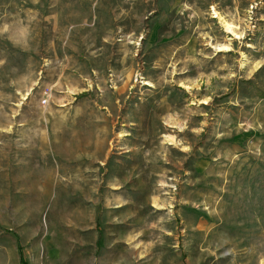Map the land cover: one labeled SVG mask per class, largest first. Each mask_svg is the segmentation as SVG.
Wrapping results in <instances>:
<instances>
[{"label": "rangeland", "instance_id": "rangeland-1", "mask_svg": "<svg viewBox=\"0 0 264 264\" xmlns=\"http://www.w3.org/2000/svg\"><path fill=\"white\" fill-rule=\"evenodd\" d=\"M258 90L264 0H0V264H263Z\"/></svg>", "mask_w": 264, "mask_h": 264}, {"label": "bare ground", "instance_id": "bare-ground-1", "mask_svg": "<svg viewBox=\"0 0 264 264\" xmlns=\"http://www.w3.org/2000/svg\"><path fill=\"white\" fill-rule=\"evenodd\" d=\"M226 31H227L228 34H230L231 36H233L235 38H240L241 37V35L237 32V30L235 29V27L232 24L226 25ZM222 49L228 50L229 48H227L225 46ZM171 142H173V141H171Z\"/></svg>", "mask_w": 264, "mask_h": 264}, {"label": "trees", "instance_id": "trees-1", "mask_svg": "<svg viewBox=\"0 0 264 264\" xmlns=\"http://www.w3.org/2000/svg\"><path fill=\"white\" fill-rule=\"evenodd\" d=\"M258 93H259L260 97L262 99H264V93L263 92H260L259 90H258ZM85 96L86 95H83L81 97H85ZM18 252H19V255H20V264H26L25 261H24L23 255H22V250H21L20 247H18Z\"/></svg>", "mask_w": 264, "mask_h": 264}]
</instances>
